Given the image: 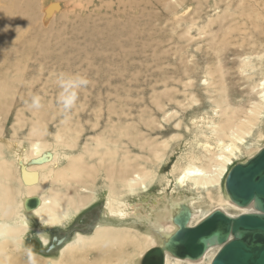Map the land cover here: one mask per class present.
<instances>
[{
  "label": "rangeland",
  "instance_id": "1",
  "mask_svg": "<svg viewBox=\"0 0 264 264\" xmlns=\"http://www.w3.org/2000/svg\"><path fill=\"white\" fill-rule=\"evenodd\" d=\"M53 2L60 6L50 12ZM61 71L90 80L70 112L57 103L55 80ZM263 86L264 0H0V162L10 168L8 222L28 223L10 239L15 264H29L28 250L36 264H141V249L131 245L136 230L129 231V241L81 247L74 254L64 248L77 232L93 234L100 221L112 234L129 233L124 226L148 229L135 215L123 223L103 220L113 186L121 199L142 205L143 213L150 210L147 201L155 203L163 192L166 200L193 196L188 205L199 214L215 211L224 202L231 168L264 147ZM35 94L42 97L40 109L29 107ZM229 115L236 125L251 121L242 125L233 164L209 191L181 187L178 178L186 166H207L219 153V134L224 136L220 131ZM36 127L43 131L38 142L48 145L47 152L84 153L88 168L95 162L82 182L45 184V194L52 188L88 203L70 207V224L46 226L50 241L42 252L29 245L42 223L24 203L27 186L20 166L23 155L31 154ZM111 150L118 163L126 155L132 165L140 163L136 168L148 166L153 174L146 187L127 194L119 180H109L104 168ZM102 155L104 164L97 162ZM68 164L62 158L59 165ZM65 234L67 241L46 253L52 236Z\"/></svg>",
  "mask_w": 264,
  "mask_h": 264
},
{
  "label": "bare ground",
  "instance_id": "2",
  "mask_svg": "<svg viewBox=\"0 0 264 264\" xmlns=\"http://www.w3.org/2000/svg\"><path fill=\"white\" fill-rule=\"evenodd\" d=\"M59 6H60L59 3L53 2V4L49 7L50 12L57 10ZM262 99L264 101V91L262 93ZM252 113H254V111H252ZM232 117H233L232 115H229L228 119L226 120L227 125L224 126L220 131L222 135L230 137L231 141L229 143L224 142L223 139L224 136L221 137V135L219 134L220 140L219 143H217L218 149L220 150L219 153H215L212 157H209V164L207 166H202V167L197 165L186 166L182 172V175L178 178L181 187L187 184H191L192 187L197 188L198 190L204 188L207 191H209L211 186L220 183V177L222 176L227 165L233 164L232 158L237 156V151L239 148V144L237 143L241 141V137H242L241 133L242 130H244V127L242 125L246 122L247 124L251 123V121L247 118L246 121L236 125L235 123H233L234 118L232 121ZM37 127L35 130H33L34 132L39 131V133L36 141L31 145V149H32L31 154L26 153L23 155V158L20 159L21 160L20 166L23 169L24 181H22V183H24L25 186H27L26 193H24V203L27 202V200L31 197L32 198L36 197L38 199L39 205L37 208L31 209L28 208L27 206V209L29 212H34L35 214H37L38 219L42 223L41 227L38 230V234L36 238L39 239V241L41 242V248L43 250V246H44L43 244H47L50 241V239L47 237L45 233L46 226L56 227L59 225L66 226L70 224L73 221L70 219V214H69L70 207H74L75 209H77L80 206H84L88 203L87 199H81V198L77 199V201L75 202L74 198L69 197L67 194L52 188L50 189L49 193L45 194V190H47L45 189L47 185L46 183L49 182L55 183L58 181H67V180L82 182L81 179H87L88 177L90 178L91 172L95 167L94 166L95 162L93 163V167H91L92 166L91 165L88 168L87 165L85 164V157L83 155L84 153L79 156L68 157L66 154L62 156V154L58 152H53V153L47 152L48 149L46 148L48 145L42 141L38 142L40 136L43 134V131H41V129ZM61 135L62 134H60L57 137H60ZM61 138H63V136H61ZM62 142L64 143V139ZM70 145L73 144L71 143ZM128 151L131 150L127 149L126 153H128ZM151 152L155 153V150L154 151L151 150ZM97 153H99L98 155H100V152ZM93 154L91 152L90 157H92ZM115 154L116 151L111 150L110 153L108 152L106 154V157L107 156L109 157L108 160L106 159L107 163L103 161V159L105 158L104 155L101 156L102 158L99 156L101 159H99L97 162L101 161V163L103 162L102 164H104L105 162L108 165L107 168L104 169H106L107 171L106 176L109 178V180L112 183L113 180L115 179L119 180V182L122 183L121 187L125 188L124 190H126L125 192L127 194L138 193L141 188L146 187L148 180L152 178L151 175L153 173H151L150 170L146 168L148 167L146 165H145L146 167H143V169L141 167L136 168V166L140 165V163L137 165L136 164L132 165L130 159H126V155H124L122 157V160H120L121 162L118 163V160L117 159L115 160L116 158ZM62 158L69 159V164L67 166L59 165L60 160ZM125 159L126 161L123 162V160ZM140 168L141 170H139ZM31 172H35L38 176L37 180L34 182L27 181V176ZM0 174L4 176L3 179H0V221L5 222L0 224V239L4 237V241L2 242V244L0 240V251L4 253V258L0 256V264H15L14 260L16 258L13 257L14 250L12 248H9V245L11 243L10 239L15 235L16 231L20 230L21 233L23 229L28 225V223L26 222V220L23 221L19 220L17 221L18 222L17 225L11 226L10 222H8V220L10 219V214L12 213V207L10 206L11 205L10 203H12L13 201V196L11 192V187L8 185V179H9L8 176L10 174V168L6 166V162L4 161L3 163L0 162ZM112 189H113L112 193L111 194L109 193L110 195L108 197L106 206L104 208L102 218L104 220L107 219L108 217H111V219L119 220V223H123V222L131 221V219L135 215L137 218L141 220L139 221L141 225H144L145 227L147 225L148 229L144 230L143 232L140 230L141 228H139V226L123 227L124 229H127L126 230L127 232L131 230L139 231L138 236L136 235L132 236L133 241L131 242L132 243L131 245L133 247L135 246L138 247L139 250L141 249L140 254L142 255L153 246H157V245L164 246V244L167 243V241L170 238V235H172L175 231H177L179 227V224L177 223V217H179L181 214H184L187 211L189 212L188 224L190 226H195L196 224H199L200 222L203 221V219L206 218V216L210 214V213L199 214L198 210L189 207L188 205L189 202H193V200L195 199L193 196H188L183 198L182 196L178 195L175 199L173 197H168L166 200L165 192L162 193L163 195L161 197L155 199L156 200L155 203H151L147 201L148 207L150 206V210L149 212L143 213L140 210L141 208H143L142 205L135 204L134 202L130 203L127 200H125V198L121 199L120 196L122 193H119L120 191L118 192L114 186ZM225 193H226L225 197L223 196L224 202H221L220 207L217 208L216 210H220V211L222 210L231 216H237L239 215V213L242 212L254 211L253 205L247 207L238 206L231 200V198H229L228 193L227 192ZM230 208L235 209L237 213H231L229 211ZM133 220H134L133 221V225H134L137 223V221L135 219ZM65 236H66L65 237L66 240L62 244H64L67 241V234H65ZM120 238L129 241L131 238V233L129 232L121 235L114 233L112 234L110 232L109 226L105 225L102 221H100L98 222V225L95 227V232L93 234L86 235L77 232L73 236V240L68 241L64 245V248L65 250L74 254L76 250L81 251L86 249L85 247L89 248L90 246H96L97 244L114 243L117 242ZM59 247L60 246H58L57 248ZM220 248H221L220 245L209 246L206 249L204 256L197 260H192L189 258L182 259L176 256H174L175 259H172L173 255L168 254L166 264H211L213 258L215 257V255L217 254ZM42 250L37 252H42ZM89 264H93V263H89Z\"/></svg>",
  "mask_w": 264,
  "mask_h": 264
},
{
  "label": "water",
  "instance_id": "3",
  "mask_svg": "<svg viewBox=\"0 0 264 264\" xmlns=\"http://www.w3.org/2000/svg\"><path fill=\"white\" fill-rule=\"evenodd\" d=\"M37 178V174L31 172L27 181L34 182ZM225 180L229 198L241 207L253 205L254 211L231 216L215 210L195 226L188 224L187 211L177 217L179 227L167 243L147 250L141 264H166L168 254L197 260L211 245L221 246L211 264H264V147L246 161L234 165ZM26 204L31 209L39 205L36 197L29 198ZM65 237L53 236L46 252L60 246ZM28 240L33 250H42L35 236H29Z\"/></svg>",
  "mask_w": 264,
  "mask_h": 264
},
{
  "label": "clouds",
  "instance_id": "4",
  "mask_svg": "<svg viewBox=\"0 0 264 264\" xmlns=\"http://www.w3.org/2000/svg\"><path fill=\"white\" fill-rule=\"evenodd\" d=\"M56 86L59 89L57 103L62 106L63 111L70 112L77 104L80 92L90 84L86 74L80 72H64L56 74ZM32 109L42 107V97L39 94L31 96L29 105ZM29 264H36V259L31 250H28Z\"/></svg>",
  "mask_w": 264,
  "mask_h": 264
},
{
  "label": "flooded vegetation",
  "instance_id": "5",
  "mask_svg": "<svg viewBox=\"0 0 264 264\" xmlns=\"http://www.w3.org/2000/svg\"><path fill=\"white\" fill-rule=\"evenodd\" d=\"M54 236H55V235H54ZM60 236H62V235H60ZM60 236H59V237H60ZM52 237H53V236H52Z\"/></svg>",
  "mask_w": 264,
  "mask_h": 264
}]
</instances>
